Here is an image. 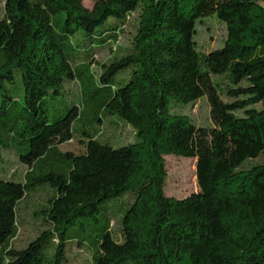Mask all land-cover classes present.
Masks as SVG:
<instances>
[{
    "label": "trees",
    "instance_id": "trees-1",
    "mask_svg": "<svg viewBox=\"0 0 264 264\" xmlns=\"http://www.w3.org/2000/svg\"><path fill=\"white\" fill-rule=\"evenodd\" d=\"M134 14L131 46L95 72ZM212 15L227 36L204 52ZM202 98L209 126L180 111ZM111 118L136 140L102 139ZM168 155L197 159L199 191L166 194ZM261 155L264 0H0V264H88L76 249L91 264H264V162L244 168ZM37 195L43 228L18 248Z\"/></svg>",
    "mask_w": 264,
    "mask_h": 264
},
{
    "label": "rangeland",
    "instance_id": "rangeland-1",
    "mask_svg": "<svg viewBox=\"0 0 264 264\" xmlns=\"http://www.w3.org/2000/svg\"><path fill=\"white\" fill-rule=\"evenodd\" d=\"M96 0H84V5L88 9H92ZM137 15L131 16L130 23L125 28V32L120 37L119 41L112 45V48L106 47L99 51L95 56L96 63L93 64L95 72H101V66L108 63L113 58L122 52V48L131 46V42L138 28ZM227 36V29L225 23H222L216 15L206 17L202 22L198 21L196 41L199 48L204 52H209L215 48L223 46L224 40ZM22 88L23 84L18 83ZM23 96V94H21ZM75 93L73 90L66 89L63 95L60 96L59 102L51 99L48 106H46L51 116L59 109H66V103H71ZM181 112L187 113L193 121L201 126L212 125L211 108L207 98L200 99L196 104L189 105L180 109ZM102 139H108L114 145L129 144L136 140V130L129 124L118 121L115 122L114 118L106 120L102 134ZM64 150L74 152H81L83 150V143L78 140H71L62 145ZM167 167V179L165 191L168 196L176 198H185L194 192L199 191L198 178H197V159L185 158L173 155L165 156ZM264 162V155L258 158L248 160L244 168H250L253 165ZM2 162L0 161V165ZM6 165H11V162L6 161ZM27 171L26 167H20V173L23 174ZM45 195H37L25 203L22 208L23 225L20 227L19 234L15 239V246L18 248L25 247L31 240H33L43 228L42 222L38 219L33 210L40 204ZM120 230V227H116ZM74 263H88L91 264V253L75 250Z\"/></svg>",
    "mask_w": 264,
    "mask_h": 264
}]
</instances>
